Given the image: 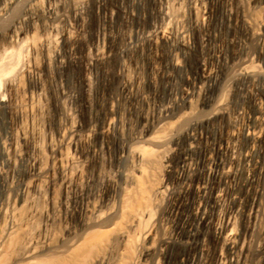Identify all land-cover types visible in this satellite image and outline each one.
<instances>
[{
  "label": "bare ground",
  "instance_id": "1",
  "mask_svg": "<svg viewBox=\"0 0 264 264\" xmlns=\"http://www.w3.org/2000/svg\"><path fill=\"white\" fill-rule=\"evenodd\" d=\"M27 1L0 0V23L10 20L2 45L20 41L37 49L27 36L41 31L43 63L57 73L75 57L71 47L80 38L87 0H47L44 7ZM97 1L100 5L103 0ZM158 1L156 18L147 27L133 26L143 16L139 11L142 0H130L118 8V14L123 12L125 30L116 26L114 10L104 13L105 23L88 47L87 85L91 87L96 78L92 76L96 63L109 54L118 56L122 80L120 90L107 98L101 121L82 124L76 120L71 91L60 79L56 81L59 77L51 76L61 112L56 139L49 141L47 153L42 151L41 124L36 116L41 111L37 100L49 90L48 65L26 61L24 72L35 75L29 78L28 88L14 82V89L21 93L9 98L0 94V114L27 115L30 121L29 132L20 120L7 130L0 129V264H64L84 245V249L105 245L109 230L118 231L123 252L129 253V246L139 250L126 255L128 261L123 264H171L169 250L174 245L183 250L176 264H264V34L244 12L225 9L226 28L239 22L245 26L243 39L233 33L227 39L229 52L216 41L220 37L215 27L218 19L207 0ZM183 5L184 11L179 13ZM19 7L21 12L13 17ZM200 22L206 32L198 44L207 53L199 60L197 72L175 87L177 71L185 68L187 56L196 47L197 41L189 38ZM57 38L59 43L70 42V48L52 47V42L58 44ZM239 43L241 50L237 49ZM251 43L260 44V67L251 63ZM163 45L169 47L167 59ZM145 49L149 57L146 70L138 55ZM1 62L2 58L0 78L5 74ZM161 85L168 87L169 95L156 103L153 92ZM228 94L230 102L235 101L232 111L227 108ZM194 101L202 114L192 115L183 130V141L179 142L177 131L164 135L161 128L186 115ZM240 116L245 119L242 146L228 138L214 139L207 146L212 131ZM164 151H176L180 161L173 163L172 155L163 156L165 170L174 176L156 190L165 200L161 201L163 212L153 216L145 196H140L139 205L127 206L125 179L132 174L142 176L150 155ZM104 154L110 173L96 168ZM58 186L64 193L56 208L53 201ZM42 196L48 205L39 209L36 199ZM206 196L212 201L211 210L203 200ZM127 211L130 219L124 222ZM38 217L40 227L34 232L30 222ZM13 253L15 258L6 262Z\"/></svg>",
  "mask_w": 264,
  "mask_h": 264
},
{
  "label": "rangeland",
  "instance_id": "2",
  "mask_svg": "<svg viewBox=\"0 0 264 264\" xmlns=\"http://www.w3.org/2000/svg\"><path fill=\"white\" fill-rule=\"evenodd\" d=\"M22 1H23L22 4L28 2L27 0H25V1L22 0ZM29 1H31V0H29ZM35 1L37 2V4ZM33 2H35V5L37 7H44L45 5H47L48 1L47 0H34ZM128 2H130V0H103L102 4L99 5L97 0H87L86 1L87 13H86V16L84 17L85 18L84 24L79 26V31L81 32L82 36L80 35V38L75 40L74 44H72L73 46L71 47L72 48L71 52H73L75 57L73 56L72 59H69L68 62L66 63V65L62 69L59 70L60 72L58 71L59 73L53 72L54 70H53V67L51 65L43 63L45 59H44V56H43V54L39 48L41 37H43L41 31H37V32H33V33L31 32L27 36L28 42L31 45H36L37 49H34L32 46H29L27 43H25V44L23 43L21 45L22 42H20V41L19 42H8V43H5L2 45V43H4V42H2V37H3V35L5 36V34L7 33V24L10 20L9 21L8 20L1 21L2 24L0 23V61L2 58L1 64L3 65V69L5 68L4 69L5 74L0 78V94L4 95V97H6V98H9V97H12L13 94H15V93L16 94L21 93V90H18V91H20V92H18V91H16L17 90L16 88L14 89V87L12 85L14 82H18L21 87L23 86L24 88H28L29 78L34 79L35 75L33 74L34 76L32 75V77L31 76L29 77L24 72L23 66H24L26 61H29V60H35L37 62L39 61L38 63L42 62V64H46L45 67L48 65L51 68L50 69L48 66H47V68H45V70L48 74L47 82H49V83H47V87L49 86V88H48L49 90L47 91L48 93L44 92V95H42L41 98H39L37 100L38 101L37 104L39 106H41V111H39L40 113L38 112L39 115H37L36 118H37V120L40 121V124H41V138L40 139H41V142L43 141L41 143V146L43 147L42 151L44 150L43 152L47 153L46 147H47L49 141L56 139V135H57L56 133H57V129L59 127V116L60 115H58V114L61 112V108H60V104L57 102L58 92L56 90V86H54L56 81L61 80L67 86V88L71 91V93L73 95L72 107L75 110V114H76L75 115L76 118L75 117L74 118L76 120H79L82 124H87V123H90L93 121L94 122L95 121H101L104 117V114L106 113V104L105 103H106L107 98L110 95L117 93L120 90V82L122 80V76L119 72V58H118V56L111 55V54L107 55L108 57L106 56L96 63L95 68L93 69L94 74H92V76L96 77V78H93L94 82L91 84L92 86L88 87L87 84H89V83H88L87 79L89 77L88 76L89 73H88V69H87V61H88L89 55H90L89 54L90 48H88V47H90L91 44L97 40L99 28L103 25V23H105L104 13H106L107 11L108 12L112 11V10L115 11L114 12L115 16H113L114 17L113 20H115L116 26H118L120 29L125 30L123 27L124 25H122V23H123V21H122L123 12L120 11V13L118 14L117 10H118V8L126 6L128 4ZM142 2H143L142 3L143 5H141L139 7V11L142 13L143 16H141L140 19L135 20L133 22V26L135 24H137V25H140L141 27H144V26L147 27L149 22L156 18L155 14L157 15L156 11L158 9L159 1L158 0H142ZM207 2L209 4L211 3V5L213 7L212 11L215 10L214 11V13L216 15L215 19H218L217 21L215 20L217 22V23H215V27L217 28L220 37H218L219 39L218 40L216 39V41H218V42L220 41L219 44L223 45L227 49V51H229V52L231 51V46H230V44L227 43V39L232 37V33L235 37L238 36V38L243 39V37L245 35V26L239 22L236 27L231 26L229 28H226L227 27L226 23H224L225 17H226V11H224L225 9L228 10L231 7V10H233V11H239L240 13L244 12L247 19L249 18L248 20H250L252 25L254 24V26L260 32H263V34H264V0H212V2H211V0H207ZM41 5H43V6H41ZM184 6L185 5L180 7V9L182 8V10L179 9L180 10L179 11L177 8L176 11L178 10L179 13H182L184 11V9H183ZM20 8L21 7L18 8V11L16 10L13 13L14 14L13 17L17 16L21 12ZM141 8H142V10H141ZM224 13H225V15H224ZM115 17H116V19H115ZM137 21H140V22H137ZM202 26H203V24H201V22L198 23V25L195 26L193 36L191 35V37L189 36L190 38L188 37L189 40H192L194 38L195 40L193 39V41H197V44H196L195 49L187 56V59H186L187 62H186L185 68H183L182 70H178L179 74L177 71V75H178L177 77L178 78H176V80H175V82H176L174 84L175 87L183 85V83H185L187 80L186 79L187 76H189L190 74L191 75L195 74V72H197L199 60L202 58L203 55H205L207 53V49L205 48V46L201 47V45L198 44L199 40L202 38V34L206 32V27L205 26L202 27ZM203 36H204V34H203ZM52 38H54V36H52ZM57 40H58V44L54 45L55 43L52 42L51 43L52 47L57 46L59 48V47L63 46L64 48H67V47H68V49L70 48V46H71L70 42H65L63 44L61 41H60L61 43H59L58 38H57ZM52 41H53V39H52ZM263 42H264V38H263ZM263 42H262V45L264 44ZM240 43L243 45L242 42H240ZM240 43L237 45L238 50H241L244 46V45L241 46ZM24 45H25V47H24ZM20 46H21V50H20ZM259 46H260V44H258V43H256V44L251 43L250 44V48L252 47L251 50L253 52L252 58H251V63L254 66H257V65L261 66L262 65L261 53H260ZM1 49H3V51ZM161 49L165 51V52L163 51L164 52V58L167 59L169 47L168 46L165 47V45H163V46H161ZM4 51H6V52L4 53ZM17 54H18V56H17ZM138 55L140 57L139 58L140 64L146 70V68L148 67V63H149V61H148L149 57L147 55V50L146 49L143 51L141 50V52L138 53ZM10 57H11V59H9ZM15 59H17V60H15ZM17 61H18V63H17ZM6 63H8V64L6 65ZM11 64H13V65H11ZM50 71H52V72H50ZM49 72L53 75H51ZM56 74H58V75H56ZM51 76L53 77V79H56L58 77L59 78L56 81H54ZM49 80L54 82V83L50 82ZM85 82H87V83H85ZM161 86H159L158 87L159 89L157 88V90H155L153 92L154 97H155V98L153 97V100L156 103L166 99L169 95L168 87L166 88V86L165 87L163 85H161ZM50 91H52V92H50ZM226 99H227V106H228L227 108H228V110L232 111L234 109L233 106H234L235 101L233 100L234 103L230 102V101H232L231 94H228ZM142 108L147 109L146 105H144ZM150 108L152 109V106ZM151 109H149V110L152 111ZM251 109H252L251 107L247 108V110L244 111L245 115L250 113ZM76 111H77V113H76ZM186 111L188 113H186V115H183L182 118L180 117V118L174 120L172 122V126L170 124L166 125V127L164 126L163 128H161L160 131L164 135L165 134L168 135L169 133H171L173 131L179 132L178 139H179V142L181 143L184 139L183 138V130L189 125V123L191 121V117H193L195 115L198 116V115L202 114L201 108L196 103V101H194L192 103L191 107L190 108L188 107V109H186ZM27 117H28L27 115H22V117L20 118V116L18 114L13 113V115H10L9 112L5 111L2 114H0V127H1L0 129L1 130H7L8 127H10V125L18 123V122L20 123V121H21V124L22 125L24 124L23 128L26 129V131L28 130V132H29L30 131V125H29L30 121H29V118H27ZM237 118L238 119H234L233 121H229V120L226 121L227 123H225V125L222 126L221 129L212 131L211 135L207 139L210 141V142L208 141L209 144L207 143V146H209V147L212 146V142H214L215 140H216V142H219V141H224L227 138L235 141L239 146H242L244 144V139L241 136V129L244 125L245 119L243 116H240ZM22 122H24V123H22ZM228 129H230V130H228ZM220 130H222V131H220ZM231 130H232V132H231ZM228 131H230V135H229ZM227 132H228V135L230 136V138L227 135ZM232 133H233V135H231ZM116 140L114 141V144H116L118 142V140L117 141ZM26 146H28V145H26ZM26 146H25V148H26ZM83 148H85V147H83ZM204 149H205V147L203 148L202 151H204ZM69 151H71V150H69ZM201 152L199 151V153H201ZM161 153L158 152V153H155L154 155L153 154L150 155L151 157H149L148 160L145 162V165H144L145 166V173L142 176H139L140 178L142 177L141 178L142 180L137 176L135 177V175H133V174H132L133 176L130 175L129 178L125 179L127 188H126V191L123 192L124 199L126 198L125 202H127V204H126L127 206L129 204H130L129 206H131V205L137 206L140 204L139 202L142 201V198H143L142 196L147 197L148 198L147 200H148V203L150 204V207L152 206V215L153 216L154 215L158 216V215H160V213L163 212V211H161V210H163V208H161L162 207L161 205L165 201L161 197L162 196L161 194H160L161 198L159 197V194L156 192V190L158 189V187L161 186V183H163V181L165 179L170 178L169 180H171V181L174 180V176L171 175L170 173H168L167 170H165V166H164V158L165 157H163V156L167 155L168 153H167V151L166 152L164 151ZM170 153L168 154V156L172 155L173 163H176V162L178 163L180 161V155L177 154L176 151H172ZM199 153H197L198 156H200L203 152L201 154H199ZM45 155L47 156V154H45ZM46 160H47V158H46ZM97 162H96V168H99L100 171H103V173H110V170L107 167L108 166L107 154H104L102 156V158L100 159V161L98 160ZM205 178H207V176H205ZM140 187L142 188V190ZM57 188H58V190H56V193H55L57 195H54L55 198L53 201V205L56 208L58 207L56 205H59L60 199L63 198V193H64L62 188H60L59 186ZM154 193L157 195H155ZM42 195H43V192H42ZM139 200H141V201H139ZM203 200L206 203L207 210H211L213 207L212 203H211L212 202L211 199L206 196V197H204ZM36 204L39 207V209H41V208L46 207L48 205V202L46 201V198L42 196V197L38 198V200L36 199ZM124 217H123L124 222H126L127 220L130 219V215H129L128 211L126 212V214H124ZM30 223H31V225H30L31 230H33L34 232L39 230L38 228L40 227V223H41V220L39 217L36 218V220L34 219ZM243 223H246V221ZM109 231L107 233L109 236V239L107 240V243L105 245L95 246L93 248L89 247L90 249L89 248L84 249L83 248L85 246L84 245L82 248H80V250H78L75 253L76 255H74V254L71 255V257L74 256L73 258L68 257L67 263H64V264H109V263L110 264H123L125 262V260H127L129 257L126 255H130V253L131 252L134 253V251H135V253L137 251H139L134 246H129L130 250L131 249L132 250L131 251L129 250L130 251L129 253H128V251H127V253L123 252L121 249L122 243H121V240L119 238V235L117 234L118 231H116V230H113V231L109 230ZM56 232L60 233L61 231L56 229ZM57 233H56V235H57ZM56 235L54 234L55 237L53 239H56V237H57ZM207 236L209 237V235H207ZM182 251H183L182 248L180 246H177V245H174L170 248V250H169V261L171 264L177 263V258ZM137 253H139V252H137ZM16 255H17L16 253H13V254L9 255L10 257L9 256L6 257V259H5L6 262L11 261L13 258H15ZM69 259L71 261H69Z\"/></svg>",
  "mask_w": 264,
  "mask_h": 264
}]
</instances>
